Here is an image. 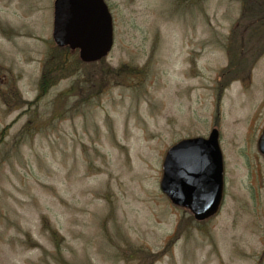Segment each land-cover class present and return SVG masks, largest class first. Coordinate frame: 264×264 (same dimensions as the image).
Listing matches in <instances>:
<instances>
[{"label":"rangeland","instance_id":"374dc122","mask_svg":"<svg viewBox=\"0 0 264 264\" xmlns=\"http://www.w3.org/2000/svg\"><path fill=\"white\" fill-rule=\"evenodd\" d=\"M104 1L112 48L41 92L54 0H0V264H264L261 5ZM232 55L253 62L227 83ZM212 127L223 199L196 220L163 159Z\"/></svg>","mask_w":264,"mask_h":264},{"label":"water","instance_id":"95a60500","mask_svg":"<svg viewBox=\"0 0 264 264\" xmlns=\"http://www.w3.org/2000/svg\"><path fill=\"white\" fill-rule=\"evenodd\" d=\"M52 39L58 46L78 50L83 62L105 56L113 44L112 18L104 0H54ZM219 130L207 137H186L166 151L160 188L177 206L188 208L196 220L215 214L222 200L223 159ZM257 147L264 154V131Z\"/></svg>","mask_w":264,"mask_h":264},{"label":"trees","instance_id":"16d2710c","mask_svg":"<svg viewBox=\"0 0 264 264\" xmlns=\"http://www.w3.org/2000/svg\"><path fill=\"white\" fill-rule=\"evenodd\" d=\"M254 2L256 3V5H261L260 8H262L264 11L263 0H254ZM262 30V34L257 38L258 43L260 42V47L264 44V24L262 26ZM237 47L238 46L236 43L233 48ZM231 54L233 53L231 52L229 54L230 58ZM72 55L73 52L68 46H58L55 43L52 44L51 50H49L43 63V67L38 81L41 92H44L58 79L75 73L79 65L83 62L79 60V58L75 55L72 57ZM232 57L233 59H231V65L229 66L228 64V66L223 70V74H225L227 77V83L235 77L239 76L238 78H241L242 75H244L245 73L248 74L247 72L248 70H250L251 64L253 62V58L245 59L246 57L244 55L242 57H235V55H232ZM226 82L219 80V91H221L223 87H226Z\"/></svg>","mask_w":264,"mask_h":264}]
</instances>
